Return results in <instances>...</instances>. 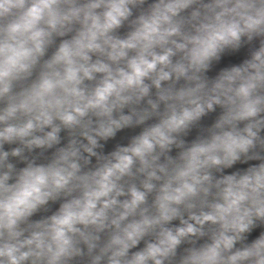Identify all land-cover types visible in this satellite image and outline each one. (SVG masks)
<instances>
[{
	"label": "clouds",
	"instance_id": "obj_1",
	"mask_svg": "<svg viewBox=\"0 0 264 264\" xmlns=\"http://www.w3.org/2000/svg\"><path fill=\"white\" fill-rule=\"evenodd\" d=\"M0 264H264V0H0Z\"/></svg>",
	"mask_w": 264,
	"mask_h": 264
}]
</instances>
